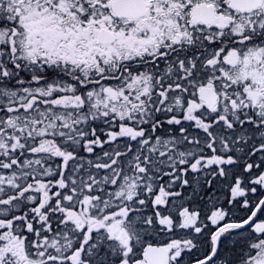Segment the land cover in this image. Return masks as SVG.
Instances as JSON below:
<instances>
[{
    "label": "snow or ice",
    "instance_id": "snow-or-ice-1",
    "mask_svg": "<svg viewBox=\"0 0 264 264\" xmlns=\"http://www.w3.org/2000/svg\"><path fill=\"white\" fill-rule=\"evenodd\" d=\"M0 264H264V0H0Z\"/></svg>",
    "mask_w": 264,
    "mask_h": 264
}]
</instances>
